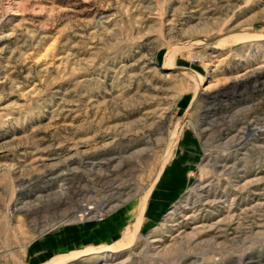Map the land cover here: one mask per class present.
Segmentation results:
<instances>
[{
  "label": "rangeland",
  "instance_id": "374dc122",
  "mask_svg": "<svg viewBox=\"0 0 264 264\" xmlns=\"http://www.w3.org/2000/svg\"><path fill=\"white\" fill-rule=\"evenodd\" d=\"M0 66V264H235L247 247L264 264V204L242 186L264 170V142H240L247 119L264 121L248 107L264 90L221 92L264 66V0H0ZM205 87L218 94L203 102ZM103 188L104 221L127 223L96 241L103 221L71 213ZM144 201L147 252L121 237Z\"/></svg>",
  "mask_w": 264,
  "mask_h": 264
},
{
  "label": "bare ground",
  "instance_id": "6f19581e",
  "mask_svg": "<svg viewBox=\"0 0 264 264\" xmlns=\"http://www.w3.org/2000/svg\"><path fill=\"white\" fill-rule=\"evenodd\" d=\"M257 38V37H256ZM258 38L260 39H263V36H259ZM208 48V47H207ZM169 59L172 60V56L169 57ZM167 64V63H166ZM171 64V62H170ZM169 64V65H170ZM172 66V64H171ZM2 67L0 66V69ZM170 68V67H169ZM3 69V68H2ZM2 72V71H1ZM19 79V78H18ZM227 85V84H226ZM225 85V86H226ZM223 87V86H222ZM250 88H252L253 90H256L258 91L259 94H263V90H264V66H259L258 68H253V69H247L246 71L242 72L241 74L237 75L234 79V81H232L224 90H222V94L224 97H228L229 98V94H236L235 91L238 90L240 92H243V91H249ZM240 89V90H239ZM216 91V90H215ZM217 92H212L211 90L207 89L206 87L203 89V92L201 94V100L203 102L207 101L208 99L212 98L213 96H217ZM220 94V93H219ZM221 94V95H222ZM264 95V94H263ZM257 97V96H256ZM260 97V96H259ZM263 97V96H262ZM246 98V97H245ZM244 98V99H245ZM256 99V98H255ZM261 99V98H260ZM248 101V100H247ZM251 104V103H250ZM257 105V106H255ZM255 105H250L248 107L252 108V110H255V108H259L260 110H263L264 111V100H259L258 102H255ZM208 106V105H206ZM229 108V107H228ZM241 109V108H240ZM239 109V110H240ZM258 109V110H259ZM225 110V109H223ZM237 110V109H236ZM251 110V109H250ZM256 111V110H255ZM240 113V112H239ZM257 113V112H256ZM256 113H255V116H256ZM259 113V112H258ZM222 115V114H221ZM259 115V114H258ZM226 117V116H225ZM228 117V116H227ZM235 117V116H234ZM239 117V116H238ZM253 119V120H252ZM250 120L247 119L248 121V124L246 125V132H245V137L240 141L242 144H249V145H256L255 143V139L256 140H261L262 142H264V131L261 132V130H264V121H257V120H254V118H252ZM228 120V119H227ZM240 120V119H239ZM263 120H264V117H263ZM224 121V120H223ZM226 121V119H225ZM236 121V120H234ZM238 121V120H237ZM243 121V120H242ZM225 123V122H224ZM257 124H260V125H257ZM225 126V125H224ZM230 126V124H229ZM242 127V126H241ZM239 127V128H241ZM202 128V126H201ZM207 128V127H206ZM227 128V127H226ZM225 128V129H226ZM200 129V128H199ZM204 129V128H203ZM244 129V128H243ZM241 130V129H240ZM239 130V131H240ZM201 131V130H200ZM205 131V130H204ZM203 131V132H204ZM229 131V130H228ZM243 131V130H242ZM245 131V130H244ZM202 132V133H203ZM238 132V131H237ZM227 132H225L223 130L222 132V135L223 134H226ZM233 134H236V133H233ZM201 135V134H200ZM238 135V134H237ZM221 136V135H220ZM236 136V135H235ZM241 136V135H240ZM232 137V135H231ZM242 137V136H241ZM221 138V137H220ZM229 138V137H228ZM233 138V137H232ZM235 138V137H234ZM238 138V137H237ZM227 139V138H226ZM230 139V138H229ZM228 139V140H229ZM239 140V139H237ZM218 141H219V137H218ZM221 141V140H220ZM219 141V142H220ZM236 141V140H235ZM234 142V141H233ZM258 146H262L263 144H257ZM264 146V145H263ZM242 147V146H241ZM71 148V147H70ZM240 148V147H239ZM249 148V147H248ZM261 148V147H259ZM5 149V148H4ZM4 149H1L0 150V156H6L9 154L8 150H4ZM232 150V149H231ZM260 151V150H259ZM245 152V151H244ZM248 152V151H246ZM253 152V151H252ZM13 153V152H12ZM230 156V154L228 155ZM227 156V157H228ZM54 157V156H53ZM70 159L72 157V155L69 156ZM236 157V156H235ZM76 158V157H75ZM224 158V157H223ZM238 158V157H237ZM68 159V158H67ZM64 160V159H63ZM245 160V159H244ZM60 161V160H59ZM70 161V160H69ZM224 161V160H223ZM236 161V160H235ZM234 161V162H235ZM52 162V161H51ZM63 162V161H61ZM64 162H66L64 160ZM80 162V161H79ZM240 162V161H239ZM55 164L58 163V162H54ZM69 163V162H67ZM67 163H64V164H67ZM207 163V162H206ZM205 163V164H206ZM224 163V162H222ZM47 165V162L45 163ZM44 164V165H45ZM49 164V163H48ZM51 164V163H50ZM49 164V165H50ZM60 164V163H59ZM63 164V163H62ZM61 164V165H62ZM70 164V163H69ZM53 165V164H51ZM175 165V164H174ZM219 165V164H218ZM28 166V165H27ZM67 166V165H66ZM75 166V165H74ZM227 166H229V164H227ZM53 167V166H52ZM58 167V166H57ZM71 167V166H70ZM244 167V166H243ZM54 168V167H53ZM79 168V167H78ZM173 168V167H172ZM225 168V167H224ZM233 168V167H232ZM242 168V167H241ZM240 168V169H241ZM51 169V168H50ZM71 168H69L68 170H70ZM74 169V168H72ZM247 169V168H246ZM49 170V169H48ZM54 170V169H53ZM60 170V169H58ZM62 170V168H61ZM60 170V171H61ZM175 169L173 168V171ZM227 170V169H226ZM239 170V169H238ZM33 171V170H32ZM75 171V170H74ZM233 171V170H231ZM264 172V170L262 168H256V169H253L249 172H246L245 173V176H248L247 174H249L252 178H248L249 180L246 181V183L242 186H248V188H250L253 192L252 194V199L249 203L251 204H256L257 206L258 205H261V204H264V201H262L264 199V175L262 174ZM60 173V172H59ZM58 173V174H59ZM173 173V172H172ZM54 174V173H53ZM75 174V173H74ZM167 174V173H166ZM87 176V175H86ZM236 176V175H235ZM41 177V176H40ZM47 177V176H46ZM51 177V176H50ZM180 177L179 176H176V175H172L170 178L168 177H165L163 183H161L162 185L160 186H166V188H169L167 186L171 185L175 180L179 179ZM184 180V176L182 177V181ZM203 179L200 178L198 179L193 188H205L207 186H209L211 184V181L209 184H202V181ZM213 180V179H212ZM240 179H238L239 181ZM26 181V180H25ZM179 183L182 182L180 180H178ZM28 182V181H27ZM88 182V181H87ZM94 182V181H93ZM30 183V182H29ZM94 184V183H93ZM241 184V183H240ZM239 184V185H240ZM96 186V185H95ZM105 187V186H104ZM237 187V186H236ZM45 188V187H44ZM64 188V187H63ZM172 188V186H171ZM243 188V187H242ZM241 188V189H242ZM170 189V188H169ZM240 189V188H239ZM244 189V188H243ZM58 190V189H57ZM61 191V190H60ZM94 191V190H93ZM97 192V190H95ZM99 193L101 194V196L97 197L96 200H93L92 202L90 203H82V204H79V209L77 211H72V215L74 216V219L77 220V221H80V222H83V221H90V220H97V219H100V221H103L100 223V226H98L97 229H94L92 232L93 236H102V237H106V236H109L111 233H114L115 231H117L122 225H124L125 223H127V216H126V213H123V212H117V213H113L110 215V217H108V219H106L104 221V218H105V213L107 211L108 208H110V204L112 205V198H111V195H109V193L106 192V190L103 188L101 190H98ZM40 193V192H39ZM48 193V192H46ZM54 193V192H53ZM57 193V191L55 192ZM190 193L191 191L188 190L187 192V196H185L186 198V204L190 203ZM214 199L213 200H209V201H212V202H219L222 201L220 198L217 199V191L214 192ZM36 194V193H35ZM45 194V193H44ZM59 194V193H58ZM56 194V195H58ZM61 194V193H60ZM64 194V193H63ZM103 194V195H102ZM38 196V195H37ZM41 196V195H40ZM47 196V195H46ZM59 196V195H58ZM128 196V195H127ZM126 196V197H127ZM132 196V195H131ZM135 196V195H134ZM19 197V196H18ZM125 197V198H126ZM206 197V196H205ZM42 198V197H41ZM11 200V199H10ZM16 199L12 200L11 203H10V206H9V209L10 210V213H14L19 207L17 205V203L15 202ZM20 200V199H19ZM23 200V199H22ZM49 200V199H48ZM127 200V199H126ZM195 200V199H194ZM208 200V199H207ZM192 201V200H191ZM22 202V201H21ZM119 202V200H118ZM117 202V203H118ZM123 202V201H121ZM27 203V202H26ZM120 203V202H119ZM146 201H144V204L141 205L142 207V210H140V206H136L135 209H134V214H135V217L136 219L133 221V222H130L128 224H126L121 232V237L122 238H132V236H134V239L132 240V242H137V240L139 238H145L146 239V242H147V245L142 249L143 252H147V249H148V246L150 244V240L149 238L145 237L143 234H141L139 231H138V228L140 226V222L142 221L143 217H144V214H145V211L148 210L149 206L146 205ZM115 204V203H114ZM113 204V205H114ZM194 204V203H193ZM8 205H9V202H8ZM112 207H115L113 206ZM183 205V204H182ZM197 205V204H196ZM252 205V206H253ZM118 206V205H117ZM187 208H188V205H186ZM178 206L175 205L173 207V209H171L169 212H173ZM191 212H189L188 209L186 212V214L188 215H191L192 213H195L193 214L192 218H196L198 216V213H200V210L196 211V209H193L191 206ZM251 208V206L249 207ZM260 208V207H259ZM114 209V208H112ZM179 209V208H178ZM227 210V209H226ZM232 211H235V207L233 205V203L229 206L228 208V213H231ZM147 212V211H146ZM150 212V211H149ZM236 212V211H235ZM11 213V214H12ZM237 213V212H236ZM10 215V214H9ZM235 215V213H232V216ZM141 216V217H139ZM189 216V217H191ZM69 217V216H68ZM71 217V216H70ZM138 217V218H137ZM231 218V217H230ZM11 219H12V216H11ZM233 219V218H232ZM67 220V219H66ZM235 221V220H234ZM179 223V222H178ZM177 223V224H178ZM230 223V222H229ZM235 223V222H234ZM62 224V222H58L56 225H53V226H60ZM79 224V223H78ZM52 226V227H53ZM54 230V229H53ZM47 231V230H46ZM50 232V231H49ZM48 232V233H49ZM44 232H41L40 235H43ZM47 234V233H46ZM39 237V236H38ZM120 237V238H121ZM119 242V241H117ZM131 242V241H130ZM132 243V244H133ZM32 244V243H31ZM38 245V244H37ZM20 246V245H19ZM21 247V246H20ZM6 248V247H5ZM20 249V248H19ZM158 250V249H157ZM6 251V250H5ZM8 251V249H7ZM107 251V250H105ZM9 252V251H8ZM4 253V252H3ZM91 253V252H90ZM254 253L250 252L249 250V247H247V249L245 248L244 250H242L239 254L236 255V262L235 264H263V257L262 256H255L253 255ZM106 255V258H109V257H115L114 254H109V252L107 251V253L105 254ZM185 255H187L185 253ZM81 255H79L78 253L76 254H66V255H63V256H60L58 259H56L55 261H53L52 263L50 264H74L75 261L77 260H81L80 257ZM196 257H198V255L196 254L195 255ZM129 257V256H128ZM105 258V257H104ZM126 258V257H125ZM124 259V258H123ZM121 259V261H116L117 263L115 264H123L124 261H126L127 259ZM110 260V259H109ZM163 260V259H162ZM74 261V262H73ZM176 263V262H175Z\"/></svg>",
  "mask_w": 264,
  "mask_h": 264
},
{
  "label": "crops",
  "instance_id": "0c3cea01",
  "mask_svg": "<svg viewBox=\"0 0 264 264\" xmlns=\"http://www.w3.org/2000/svg\"><path fill=\"white\" fill-rule=\"evenodd\" d=\"M181 170H182V168H180V166L175 167V173H179ZM92 231H91V234L90 235H91V238H93L94 240H96V241H105L106 240V239H95L94 236H93V234H92L93 233ZM79 237H86V234H83V235H81ZM55 241H56V239H55ZM57 244H58V242H55L54 243V246H57Z\"/></svg>",
  "mask_w": 264,
  "mask_h": 264
}]
</instances>
